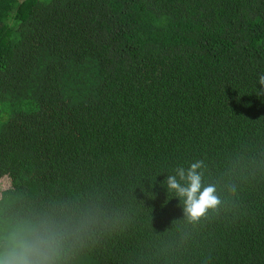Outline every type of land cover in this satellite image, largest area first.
<instances>
[{
    "label": "trees",
    "instance_id": "16d2710c",
    "mask_svg": "<svg viewBox=\"0 0 264 264\" xmlns=\"http://www.w3.org/2000/svg\"><path fill=\"white\" fill-rule=\"evenodd\" d=\"M261 74L264 0H0V252L49 221L55 264H264Z\"/></svg>",
    "mask_w": 264,
    "mask_h": 264
},
{
    "label": "clouds",
    "instance_id": "9594fccd",
    "mask_svg": "<svg viewBox=\"0 0 264 264\" xmlns=\"http://www.w3.org/2000/svg\"><path fill=\"white\" fill-rule=\"evenodd\" d=\"M256 96H264V74L258 77ZM202 161L191 163L187 169L177 167L164 181L167 190L183 202V212L190 222H198L221 203L216 186L202 182ZM62 245L57 225L41 221L31 229L13 234L7 249L0 252V264H55L54 257Z\"/></svg>",
    "mask_w": 264,
    "mask_h": 264
}]
</instances>
